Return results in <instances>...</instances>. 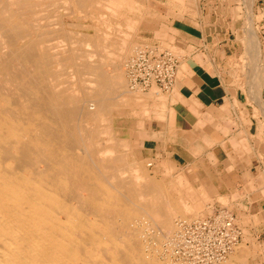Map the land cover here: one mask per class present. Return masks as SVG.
Returning a JSON list of instances; mask_svg holds the SVG:
<instances>
[{
	"label": "bare ground",
	"instance_id": "6f19581e",
	"mask_svg": "<svg viewBox=\"0 0 264 264\" xmlns=\"http://www.w3.org/2000/svg\"><path fill=\"white\" fill-rule=\"evenodd\" d=\"M123 1L0 0V264H171L153 255L174 242V220L200 190L177 202L140 164H127L131 145L113 133L110 112L132 93L120 63L134 45L112 25ZM79 14L107 30L81 33L87 26L62 18ZM248 37L259 53L252 28ZM144 225L157 230L149 253ZM244 246L233 251L239 263Z\"/></svg>",
	"mask_w": 264,
	"mask_h": 264
},
{
	"label": "crops",
	"instance_id": "0c3cea01",
	"mask_svg": "<svg viewBox=\"0 0 264 264\" xmlns=\"http://www.w3.org/2000/svg\"><path fill=\"white\" fill-rule=\"evenodd\" d=\"M173 1L174 16L163 24L171 26L168 36L182 42L180 49L192 54L174 80L167 102L171 119L157 120V128L148 130L143 143L152 159H168L191 170L211 193L213 210L224 208L236 218H254L250 221L257 225L252 233L260 238L264 235V114L256 110L264 113V0ZM248 28L259 42L255 57L262 84L257 103L246 93L249 87L238 82V68L232 63L250 41Z\"/></svg>",
	"mask_w": 264,
	"mask_h": 264
},
{
	"label": "rangeland",
	"instance_id": "374dc122",
	"mask_svg": "<svg viewBox=\"0 0 264 264\" xmlns=\"http://www.w3.org/2000/svg\"><path fill=\"white\" fill-rule=\"evenodd\" d=\"M173 2H174L173 0H124L123 1L124 6L120 9L119 14L115 18L116 20L112 19L113 20V22H112L113 26H115L114 21H116L115 23H118V24H116L117 27L119 28L118 30H120L124 33L130 34L129 41L132 42V44L134 45V48L131 50L133 52L130 51V53L127 52L128 49L123 51V53H129V54L125 57V59H122L123 61H121V63H120L121 64L120 66H122V67H120V70L122 72V78H123L124 82L126 81L125 83H127V82H129L130 84L132 83L131 86H130V84H128V90L130 89L129 91L132 93L130 94V96L129 95L126 96V99H125V101H123V103L118 104L119 107H116L114 110H112L110 112L109 117H110L111 124L113 127V133L116 135V138L126 139L128 141V143L131 145L130 146L131 148H129V150L127 149V151H126L127 164H129L131 166L133 164H137V163L140 164L144 168V170L148 173L149 178L151 180L158 181L161 184H164V186L168 190V193L170 194V196L172 198H174L177 202L183 201V200L189 201L187 199L190 198V195L188 194V192H190V190H191L190 188H192V190H191L192 192H194L196 190V188H197V190H200L199 193H197L198 191L196 192L198 194V196L197 195L193 196L194 198L191 196L190 203L192 206L189 204V202H187V204L190 205L188 207L189 209L187 208L185 210H182V212L184 213L183 216H179L178 218H176V220H174V224L175 225L177 224L174 227V229H176L179 222H182V221L190 222V221H194V220H199V219H203V218L207 217L208 215H210L214 211L212 208V206H213L212 195H211V193H209L205 189L204 186L201 185L203 187V190H204L202 192H203V194H204V192L207 193V194H205L207 197L205 195H203L204 197L201 196L202 187L199 185L198 179L196 177H194L191 170H186V169L180 168L177 166L178 164L176 162L169 161L168 159L161 158V159L156 160V159H152L151 157L148 156L146 146L143 143V140L147 136L149 137L150 133H148V130H151L152 127L157 128V125L159 124L157 120H165V119H167V117L169 119H171V116H172L171 114L173 112H172V110L169 107V104L167 102L170 103L169 99H170L171 93L173 91L174 81L168 89L163 88L160 83L155 82V81H151L149 84H144L143 83V79H144L143 77L138 76L137 80H136L135 75H134V70H136V71L140 70V72L142 74H144V72L141 71L142 67H140L138 69H134L133 63H132L134 60L137 59V60H140V61H137V63L139 62V64L141 65L142 64V63H140V62H142L141 60L149 59L150 55H152L153 58L157 57V59L159 57H162V56H170L177 63V68L175 70V77H177V72H179L182 69L183 65L185 64V60L192 53H184L180 49L182 46V42H177L176 40H174L173 35H172L173 37L167 35L168 33L170 34V32L172 33L171 26H168V25L163 24V23L168 22V18H172L174 16V12L176 10H173L171 8ZM70 3H72V2H70ZM173 5H174V3H173ZM168 7H169V9H167ZM90 10H91V13L93 12V13H96L95 15H97L96 9L90 8ZM99 10L101 11V9H99ZM176 13H181V11L178 10ZM121 15L123 17H121ZM81 16L82 15L79 14L78 17H80V18L70 19L67 17H63V15H62V18L67 23H76V24L82 23L84 26H87L88 28L86 27V29L82 28V27H79L78 29H76V27H73V29H76L77 31H79L81 33H89L90 35H95L97 33V29L102 30V31L107 30V28L102 23H100L99 20H96L93 18H88V19L81 18ZM127 19H129L132 22L134 21V23H136L134 30H128V28H127L128 26L126 25ZM77 20H78V22H77ZM247 21H248V19H247ZM246 26H248V25H246ZM245 27H244V30H245ZM113 29H114V27H112L111 31ZM117 33L113 32V35H116V37H112V38H113V42H115V46H116L115 51L120 52L118 47L121 44L120 42H122L123 38L120 36L121 34H117ZM241 37L244 39V36H241ZM120 38H121V40H120ZM257 43L259 44L258 41H255V45ZM251 44H254V43L253 42L250 43L249 41L246 40V45H245V48L243 50V53H241V56L237 58L238 60L234 59L232 63L235 64L234 66L236 68H238V70H237L238 82L243 87L247 86L246 89L249 87L247 89L246 93H249L251 98L254 101H256V103H257L259 101L258 99L261 98V96H260V94H261L260 85H259L258 89L256 88L254 91L253 90L254 85L257 84V82L254 81L253 82L254 84H253L251 81H252V78L255 77V80H257V78H258L257 76H259V77L261 76V82H262V70H261L259 64H257V62H256L257 58L254 56L256 53V50L252 51V48H250ZM252 46H254V45H252ZM144 47H145V49H144ZM135 51L138 53V55ZM139 51H140V53H139ZM251 52H255V53H251ZM131 53H132V55H130ZM151 53H153V54H151ZM252 54H254V55L252 56ZM141 57H145V58H141ZM126 61H127V63H126ZM252 62L253 63L255 62V65L256 64L257 65L256 66L253 65ZM126 66H128V67H126ZM257 66H259V67H257ZM109 67L110 66L104 67V70L110 72L111 68H109ZM129 68H131V70ZM132 80L136 85L138 84L137 86L134 85L136 87V89L133 86V82H130ZM174 80H175V78H174ZM250 89H251V91H250ZM157 91H158V94L152 93V92L157 93ZM149 92H150V94H149ZM254 92H255V94H257L256 95L257 98H256V96L252 95V93H254ZM136 93H138V94H136ZM140 93H142V94H140ZM147 97H151V98H147ZM259 113L264 114V113H262V111L256 110V114H259ZM168 125H170V126L172 125L171 120L169 121ZM263 125H264V122H263ZM143 133L145 134L144 136H143ZM119 151H120V149H119ZM131 162H132V164H130ZM165 166H166V168H165ZM169 169H170V171H169ZM174 183H176L177 185ZM180 184H181V186H180ZM182 184H183V186H182ZM191 185H192V187H191ZM185 186L186 187L190 186V187L186 189ZM173 187H179L180 189H178V191H176V189H174ZM185 192H186V195H185ZM208 195H209V197H208ZM186 196H187V199H186ZM199 196L201 197V199H199ZM179 197H182L181 198L182 200H180ZM205 197H206V199L203 200V198H205ZM207 198H210V199H207ZM200 200H201V202H200ZM198 201H199V203H198ZM201 203L204 206L199 205ZM194 204H195V207H194ZM197 204L199 206H201V209H199V206L197 207ZM202 206H203V208H202ZM209 206H210V208H209ZM191 208H193V209H191ZM253 219L254 218L249 219L247 217L236 218V221L238 222L242 231H244L243 232V239H242L240 245L246 246V248H245L246 253H245V255H243V257L240 261V263L242 262L241 264H264V235H261V237L258 238L257 235L254 234L255 232L252 233V229L254 230V227H256V225H257L256 221L254 223L252 222ZM250 220H252V221H250ZM142 229L144 230V234L146 235V237L144 239H142L141 243L146 244L145 245L147 247L146 253H149L148 250L149 249L151 250V248L153 249V247L155 246V243H157V241H154V240H156L154 238V234L157 233V230L155 227L150 226V225H144V227ZM154 232H156V233H154ZM173 235H172V238H173ZM146 241H147V243H146ZM167 242L168 241L164 240L161 243L163 245V246L161 245V247H163L161 249L162 251L160 250L159 253L157 252L153 255V256H155L157 254L156 258L161 263L169 260L168 259V257H169L168 252H170L171 244L167 243ZM151 244L154 246H152ZM234 253L235 252H233L228 257L227 262L225 264H231V262H233L232 264H240L239 261H236L235 259L232 258V255ZM166 257H167V259H166ZM243 261H246V263ZM228 262H230V263H228Z\"/></svg>",
	"mask_w": 264,
	"mask_h": 264
},
{
	"label": "built area",
	"instance_id": "2783aa9c",
	"mask_svg": "<svg viewBox=\"0 0 264 264\" xmlns=\"http://www.w3.org/2000/svg\"><path fill=\"white\" fill-rule=\"evenodd\" d=\"M153 54V53H151ZM145 58V57H141ZM133 61L137 80L143 77V83L158 82L168 89L175 78L176 61L170 56L152 57L141 60V65ZM146 61V62H145ZM243 231L236 217L224 208L214 210L203 219L178 223V231L171 244L169 261L171 264H225L228 257L240 245Z\"/></svg>",
	"mask_w": 264,
	"mask_h": 264
}]
</instances>
